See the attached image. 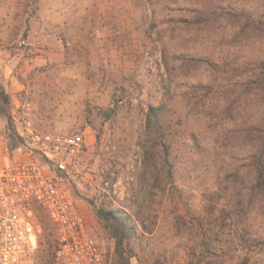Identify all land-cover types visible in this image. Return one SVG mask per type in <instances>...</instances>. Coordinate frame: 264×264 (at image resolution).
Returning <instances> with one entry per match:
<instances>
[{
    "label": "rangeland",
    "instance_id": "1",
    "mask_svg": "<svg viewBox=\"0 0 264 264\" xmlns=\"http://www.w3.org/2000/svg\"><path fill=\"white\" fill-rule=\"evenodd\" d=\"M168 4L0 0V93L7 101L0 105V127L12 147L10 158L39 163L86 214L104 248L103 264L114 263L115 241L95 206L133 216L132 264H236L239 235L244 229L264 233V210L247 202L245 169L238 176L221 169L204 118L177 89L167 91L164 52L191 51L194 36ZM181 70L173 75L180 78ZM161 103L182 118L187 144L198 135L204 151L179 148L174 185L150 191V182L145 193L139 140L149 105ZM75 137L79 145H70ZM35 221L38 243L16 264H62L56 227L41 205L35 206ZM243 246L249 264H264L261 244Z\"/></svg>",
    "mask_w": 264,
    "mask_h": 264
},
{
    "label": "trees",
    "instance_id": "2",
    "mask_svg": "<svg viewBox=\"0 0 264 264\" xmlns=\"http://www.w3.org/2000/svg\"><path fill=\"white\" fill-rule=\"evenodd\" d=\"M170 4V10L182 15L183 26L194 36L191 51L164 52L170 73L167 91L177 89L189 109L204 118L213 133L221 169L232 175L245 169L247 202L264 210V0H170ZM177 61L179 66L173 65ZM191 65L202 71L190 74L186 68ZM177 67L184 71L180 78L173 75ZM6 102L0 93L1 107ZM182 127V118L170 105H149L139 140L145 193L144 185L150 182V191L174 185V154L179 148L204 151V141L198 135L191 136L192 145L187 144ZM94 208L99 223L115 241L113 264H132L131 239L137 235L136 224H129L133 216L121 208ZM134 218L146 228L138 213ZM42 222L48 230L49 224ZM250 241L264 247V233L242 231L236 264L250 263L251 257L242 254L246 250L243 245Z\"/></svg>",
    "mask_w": 264,
    "mask_h": 264
},
{
    "label": "built area",
    "instance_id": "3",
    "mask_svg": "<svg viewBox=\"0 0 264 264\" xmlns=\"http://www.w3.org/2000/svg\"><path fill=\"white\" fill-rule=\"evenodd\" d=\"M80 140L71 138L69 143L77 146ZM11 152L0 127V264H16L26 249L37 245L36 205L43 206L54 222L56 258L62 264H103L104 248L70 193L39 163L12 160Z\"/></svg>",
    "mask_w": 264,
    "mask_h": 264
}]
</instances>
